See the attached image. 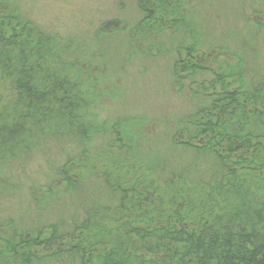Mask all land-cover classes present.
Instances as JSON below:
<instances>
[{"label": "trees", "instance_id": "obj_1", "mask_svg": "<svg viewBox=\"0 0 264 264\" xmlns=\"http://www.w3.org/2000/svg\"><path fill=\"white\" fill-rule=\"evenodd\" d=\"M135 6L81 47L0 0V264H264V0ZM157 58L191 110L100 118Z\"/></svg>", "mask_w": 264, "mask_h": 264}, {"label": "rangeland", "instance_id": "obj_2", "mask_svg": "<svg viewBox=\"0 0 264 264\" xmlns=\"http://www.w3.org/2000/svg\"><path fill=\"white\" fill-rule=\"evenodd\" d=\"M22 12L38 25L50 32L69 37L71 43L84 47L115 45L124 42V31L114 33V36L99 35L101 25L111 19H119L123 24L134 23L139 13L135 6L136 0H18ZM124 47V45H121ZM264 50V48H263ZM164 59V58H163ZM144 60L148 67L139 66L127 82L124 74L121 78V89L117 88L116 97L109 98L108 108H99L98 116L114 117L131 116H179L191 110L190 98L186 92L177 91L169 81V68L165 59ZM149 68V69H148ZM132 77V79H131ZM124 87V89H122ZM105 88V87H104ZM107 92V87L105 88ZM108 90L111 87L108 86ZM121 90L123 97H121ZM105 100H101V103ZM193 103V102H192ZM191 103V104H192ZM56 155V154H55ZM40 158L31 165L36 166L35 172H50V166L58 163V157L53 155ZM52 163V164H51ZM29 170V171H30ZM40 183L43 179L39 177ZM63 196V195H62ZM61 197V196H60ZM59 197V198H60ZM64 199L68 196L64 195Z\"/></svg>", "mask_w": 264, "mask_h": 264}]
</instances>
